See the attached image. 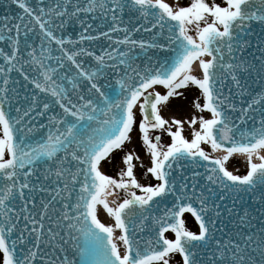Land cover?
I'll return each mask as SVG.
<instances>
[{"label": "snow or ice", "instance_id": "6c2138e0", "mask_svg": "<svg viewBox=\"0 0 264 264\" xmlns=\"http://www.w3.org/2000/svg\"><path fill=\"white\" fill-rule=\"evenodd\" d=\"M13 2L24 14L0 17V264H264V0ZM75 24L78 39L55 34ZM85 41L100 54L70 50ZM190 88L199 114L165 119ZM134 129L155 184L132 152L119 178L102 171ZM237 153L246 174L226 166Z\"/></svg>", "mask_w": 264, "mask_h": 264}, {"label": "rangeland", "instance_id": "374dc122", "mask_svg": "<svg viewBox=\"0 0 264 264\" xmlns=\"http://www.w3.org/2000/svg\"><path fill=\"white\" fill-rule=\"evenodd\" d=\"M175 4V8L183 7V6H189L192 0H171ZM220 1V0H219ZM210 22V21H209ZM190 34L195 36V31L193 30ZM157 90H159L162 94H166V89L163 86H156ZM184 91V90H182ZM199 95L198 91L194 88H190L185 91V97L184 98H170V101L168 104L164 107H162V115L165 117V119H171L173 117L177 119L187 120L190 118L193 114H199L197 110L193 107V102L196 99V97ZM202 102V100H201ZM139 115V114H138ZM207 118H210V113H203ZM199 125H197V128ZM191 129L187 126H185V135L188 136V138H191ZM153 136L155 135H161V143L167 144L170 143V137L167 135V133L161 134L160 130H156L154 133H152ZM131 140L126 142L124 147L120 150H116L108 159H106L104 162H102V171L105 172V174L111 175L114 178H119V173L122 169L126 168V165L123 163V156L126 155L128 152H132L134 156H139L140 159H134L133 163L136 165L134 172L137 176V178L140 180L143 184H155L157 181L154 177L151 176V174H148L146 172L147 167L150 166V156L147 153L146 147L143 146L142 140H141V134L139 133L138 129H134L133 133L131 134ZM207 151H209L213 156H219L223 155V152H213L210 145L203 144L202 145ZM259 163V161H256ZM143 165V167H141ZM229 170L233 171L234 174H246L248 170L247 162L245 159H242L241 157H237L235 154L229 159L226 165ZM125 197V194L123 192H120V199L122 200ZM116 199L115 197H109V200ZM119 202V201H118ZM115 206V205H113ZM102 208L101 213L98 212L99 218L102 222L106 224H114V218L110 217L106 210L103 209V206H98V210ZM186 227H188L190 230H197L198 225L191 214L186 213ZM118 232V236L121 234L120 230L117 229L116 233ZM167 236L171 237L173 234L171 232L166 233ZM117 236V237H118ZM117 243L122 246V242L117 240Z\"/></svg>", "mask_w": 264, "mask_h": 264}, {"label": "water", "instance_id": "95a60500", "mask_svg": "<svg viewBox=\"0 0 264 264\" xmlns=\"http://www.w3.org/2000/svg\"><path fill=\"white\" fill-rule=\"evenodd\" d=\"M26 3H28L30 6L35 7L36 6V0H25ZM45 2H49V0H45ZM23 9L20 8V6L13 2V0H0V17H3L5 15L8 16H20L23 15ZM59 23V21H57ZM95 27V25H94ZM80 25L75 24L74 26L68 27L66 31H61L59 28L55 29V34L57 36H62L65 41H67L68 36L72 35V39L76 40L78 39V35L80 33ZM93 35H95V32H92ZM140 34H137V38H139ZM55 43V42H54ZM67 46V45H66ZM70 50L76 51L80 47H90L91 49H95L97 51V54H100L99 49L96 47V44L94 42L85 41L82 44L76 45V46H69ZM78 59H83V57H80ZM92 61L86 60L85 64L91 63ZM0 63H3V60L0 59ZM116 77L113 76L112 83L115 85ZM118 88V85H116Z\"/></svg>", "mask_w": 264, "mask_h": 264}, {"label": "flooded vegetation", "instance_id": "af4514ba", "mask_svg": "<svg viewBox=\"0 0 264 264\" xmlns=\"http://www.w3.org/2000/svg\"><path fill=\"white\" fill-rule=\"evenodd\" d=\"M168 3L170 4V6H172L174 9H178V8H175V4L171 1V0H167ZM207 2L209 3H213V2H216V3H221L223 5V2L224 0H207Z\"/></svg>", "mask_w": 264, "mask_h": 264}, {"label": "bare ground", "instance_id": "6f19581e", "mask_svg": "<svg viewBox=\"0 0 264 264\" xmlns=\"http://www.w3.org/2000/svg\"><path fill=\"white\" fill-rule=\"evenodd\" d=\"M206 58H207V57H206ZM196 74H199V69L196 70ZM217 153H219V152H217ZM235 155H236L237 157H241L242 159H245V160H246V158H245L244 156H242L241 154H238V153H237V154H235ZM101 210H102V208L99 209V213H101ZM115 235L118 236V232L115 233Z\"/></svg>", "mask_w": 264, "mask_h": 264}]
</instances>
